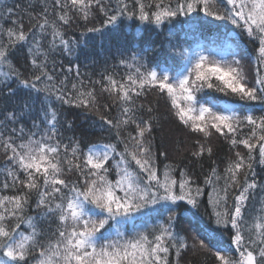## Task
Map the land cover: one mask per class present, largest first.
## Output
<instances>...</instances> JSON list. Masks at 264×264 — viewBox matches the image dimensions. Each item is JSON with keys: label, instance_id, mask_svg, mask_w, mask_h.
I'll return each mask as SVG.
<instances>
[{"label": "snow or ice", "instance_id": "snow-or-ice-1", "mask_svg": "<svg viewBox=\"0 0 264 264\" xmlns=\"http://www.w3.org/2000/svg\"><path fill=\"white\" fill-rule=\"evenodd\" d=\"M38 3L39 11L21 14L0 6V92L13 96L23 86L31 93L18 110H0V264H182L189 250L210 253L215 264H264V178L256 171H264V115L254 114L264 112V0ZM124 18L153 32L171 25L195 46L169 39V56L125 41L113 46L115 63L106 60L98 79L81 78L77 65L71 87L67 75L50 70L58 51L74 55L81 43L66 38L67 29L83 25L81 36L106 37ZM25 47L30 64L18 67L14 53ZM150 93L197 137L187 149L193 158L213 155V136L228 141L235 151L222 171L213 166L201 184L179 162L161 169L159 157L168 154L153 149L158 106L139 103ZM57 103L95 113L115 142L65 141ZM206 187L210 223L181 234L176 209L197 217ZM218 233L228 235L226 245Z\"/></svg>", "mask_w": 264, "mask_h": 264}, {"label": "trees", "instance_id": "trees-1", "mask_svg": "<svg viewBox=\"0 0 264 264\" xmlns=\"http://www.w3.org/2000/svg\"><path fill=\"white\" fill-rule=\"evenodd\" d=\"M115 0H113V3ZM13 7L16 9L18 14H21L24 9H28L30 11H39L40 5L38 0H0V6ZM29 5L32 7L29 8ZM17 6H19L17 8ZM15 17H13L14 19ZM183 19V18H182ZM4 21H0L3 23ZM99 23V21H97ZM7 26V24L5 25ZM94 26L93 24H89L88 27ZM28 25L25 24V28L27 29ZM111 27V26H109ZM117 29L119 31H115L112 34L102 37L99 33H87L81 36V30L83 25L79 28L76 25H73L72 28L67 29L66 38H70L75 36L81 43L75 49L74 55H61L58 51L53 59H55V67L49 62V68L54 72L57 78H62L67 75L69 77V87H71V83L75 79V73L77 71V65L79 66V72L81 73V78L87 80L89 77L92 79H98L99 74L101 73L105 61L109 65L115 63L112 59V55L115 54L114 45L123 43L125 41H130L133 43V48L138 47H157L158 50L162 51L163 54L172 56L175 53L169 47V39L172 40L173 44L180 46L181 48H188L189 51L192 50V47L195 46L196 41L192 39V37H185L184 33H179L178 37L176 36V30H173L172 33L168 31L171 28V25L166 27L162 26L161 28H155L154 25L149 26V29L155 28V31L145 30V25L141 24L138 20L133 21L127 20L124 18V23L121 26L119 23L117 24ZM179 25H177V29ZM89 37H93V39H89ZM50 38V37H49ZM203 39V38H201ZM191 45V47H190ZM242 47L245 51H249L253 49V45L248 42L247 37L244 38L242 42ZM111 49V52L109 51ZM83 50V51H81ZM151 55V53H149ZM254 55V53H253ZM14 61L17 66L30 64V60L27 58V47L23 49H17L14 53ZM179 59V57H177ZM245 63L248 65V71L250 78L254 76V70L252 67V61L246 60ZM71 69V71H69ZM27 71V68L22 69ZM119 71H123V69H118ZM2 79V78H0ZM12 87H16L15 82L13 80ZM212 96L218 97L221 102L223 101H231V97H226L222 93L214 92L213 90H206ZM7 90L3 89V92H0V110L6 108L8 111H11L14 107L19 109V107L24 103V101L29 99L31 95L28 89H25L23 86L16 91L15 95L7 96ZM106 102V98H105ZM155 103L158 106V112L160 114V122L159 126L153 133L154 136V152L159 151H167L168 160L166 161L163 156L159 157V163L161 169H163L166 163H181L183 167H187L191 171L195 173V176L198 178V182L203 184V178L206 176L210 169L213 166H218L222 171L227 159L233 156L234 149H231L228 141L224 139L222 136H213L210 139V143L213 146V155L209 157L205 154L200 159L193 158L191 156V152L187 149H191L193 145V140L196 139L193 134H191L188 129L184 128L180 125L174 118H172L168 114V105L165 100L160 99L155 95V93H150L146 98H141L139 103ZM37 102V108H38ZM59 113L60 119L63 124L62 131L65 141L68 138L75 137L80 139L82 148L89 143H110L114 141V134H110L107 130L102 131L100 125L98 123V117L93 114H88L85 110L70 107L67 105L61 106L60 104H55ZM113 116L116 115V110L113 109ZM255 115H264L258 107L254 112ZM2 119V117H0ZM71 122L72 127L68 128V123ZM25 123L30 125V121L25 119ZM14 126V125H13ZM131 130V129H129ZM247 129H245V133ZM239 151L245 152L246 150L241 146ZM3 160V157L0 156V161ZM215 161V165L213 164ZM257 173L261 178H264V171L261 170L260 166L256 168ZM111 178H115V175ZM3 179V177H0ZM210 188H205V194L202 197L204 202L203 207L200 209L197 217H193L191 212L182 211L181 209H176L178 214V222L176 224V228L181 234H191L196 232L197 227H202L205 223H210L208 215L205 213V209L208 212H211L210 206L207 204L208 192H210ZM5 194H12L11 191ZM184 204V202H179ZM190 207V206H188ZM192 211H196L193 209ZM29 214H34L31 209L29 210ZM199 221V223H198ZM155 221H152L154 223ZM213 228L216 226L213 224ZM218 239L223 241L225 245L227 244L229 237L227 234L218 233ZM182 264H215V261L212 255L205 253H197L193 254L190 250L186 251L183 254Z\"/></svg>", "mask_w": 264, "mask_h": 264}]
</instances>
